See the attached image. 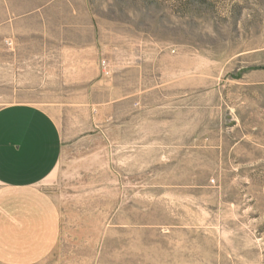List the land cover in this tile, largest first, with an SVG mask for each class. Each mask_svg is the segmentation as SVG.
Wrapping results in <instances>:
<instances>
[{
	"label": "rangeland",
	"instance_id": "374dc122",
	"mask_svg": "<svg viewBox=\"0 0 264 264\" xmlns=\"http://www.w3.org/2000/svg\"><path fill=\"white\" fill-rule=\"evenodd\" d=\"M64 130L41 264H264V0H0V107Z\"/></svg>",
	"mask_w": 264,
	"mask_h": 264
},
{
	"label": "crops",
	"instance_id": "0c3cea01",
	"mask_svg": "<svg viewBox=\"0 0 264 264\" xmlns=\"http://www.w3.org/2000/svg\"><path fill=\"white\" fill-rule=\"evenodd\" d=\"M64 142L50 110L0 107V264H41L56 249L60 214L42 185L58 167Z\"/></svg>",
	"mask_w": 264,
	"mask_h": 264
}]
</instances>
